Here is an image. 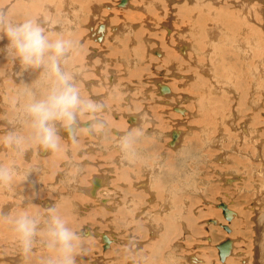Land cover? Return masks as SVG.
Returning a JSON list of instances; mask_svg holds the SVG:
<instances>
[{"label": "rangeland", "instance_id": "374dc122", "mask_svg": "<svg viewBox=\"0 0 264 264\" xmlns=\"http://www.w3.org/2000/svg\"><path fill=\"white\" fill-rule=\"evenodd\" d=\"M0 2L4 5L5 0ZM118 2L21 0L20 9H55L51 14L45 12L44 17L49 14L56 27L69 33L72 47L65 61V72L72 77L82 98L99 106V111L79 114V122L69 134H65L67 130L57 123V131L60 127L62 129V133L60 129L58 131L59 149L50 150L46 155L39 154L41 145L32 139L33 130L24 115V108L33 98H42L47 93L50 81H47L42 68H25L18 58L10 57L9 54V58L0 56V165L14 166L16 170L11 184L0 187V203L7 208L12 207L8 217L27 213L41 220L40 234L35 238L34 247L28 256L22 253L11 221L0 222V264H46L52 253L46 247L44 221L52 207L44 205L45 199L56 201L53 208L79 237L75 264H93L96 260L100 264H254L257 261L258 238L254 220L258 212L255 209L264 211V164L260 160V157L264 159V138L258 137V142L252 139L253 142H249L248 137V141L240 137L239 130L245 123L241 122L240 112H236L240 101L233 84L236 76L226 75L223 50L220 49L218 53L207 47L205 64L209 62L215 67L219 73L217 81H211L206 73L188 83L182 76V79L178 76L165 77L164 72L158 69L162 67L164 71L169 70L171 64L168 61L165 63L153 59L150 54L145 55L141 47L137 54L139 60H134L133 52L122 51L134 42L128 41L131 29L139 31L140 40L148 36L152 39L151 46H166L168 50L170 46L166 39L169 38L164 36L165 30L160 26L163 16L157 12H145L143 0H135V5H142L136 11L130 7H118ZM61 9H69L67 16ZM0 11L6 13V9ZM136 12L139 15L134 14ZM16 18L18 22L24 21L23 15H17ZM108 19L115 26L113 29L109 27V33L106 31L109 38L103 45L97 40L98 37L92 38L99 35L92 27L96 26L100 30V25H107ZM90 22L94 24L90 26L94 33L91 36L89 34V37L87 24ZM135 23L139 24L136 30L133 28ZM149 23L153 24L154 30L145 27ZM180 23L184 25L182 20ZM183 23L187 24L185 21ZM42 27L46 28L47 25ZM123 28L126 32L118 33ZM66 31L59 32L57 36H65ZM114 34H117L115 42L110 38ZM174 35L170 36V40L178 44ZM80 38L84 40L78 45ZM215 39L217 41V36ZM194 40L199 42L202 39L195 37ZM214 44H219V41ZM2 48L3 37L0 38V50ZM103 49L107 51L109 60L102 57L100 51L105 52ZM151 54L160 57L154 52ZM90 57L93 63L89 62ZM9 64L13 65L12 71L8 69ZM262 65L264 68V62ZM186 66L191 67L192 63L176 64V68L181 70ZM76 70H82L79 73L82 78L78 77V80L73 74ZM111 70L117 74V84H111L115 80ZM12 74L20 78L13 79L15 83L11 81ZM156 77L162 80L155 82ZM259 78L263 84L259 100L263 108H259L264 116V75H259ZM122 82L135 88L124 91ZM165 82L171 84L178 101L175 95L171 94L172 97L168 93L172 98L170 100L162 92L160 86ZM218 85L224 86L221 95L212 92ZM129 94L132 95L130 102L126 99ZM181 94L191 98L183 99ZM194 98L200 99L201 104L197 105ZM101 99L103 104L99 102ZM217 100H221L224 105L223 110L216 112ZM249 100L250 95L246 101ZM104 105L107 109L103 108ZM115 111L118 113L114 114ZM130 113L139 118L142 123L140 126L130 125L126 118ZM225 119L228 124L224 123V128L221 121ZM87 120H93L95 127L83 124ZM14 123L17 128H14ZM260 125L256 123L257 132L264 129V124ZM151 128L152 131H149ZM175 129L184 132L177 149L170 136V132ZM116 130L124 131V136L119 137ZM220 132H226V137L220 139ZM10 133L25 138L22 151L3 143ZM262 133L264 136V131ZM125 137L130 139L127 149L121 145ZM256 144H260L259 149ZM94 175L107 179L97 191L99 196L108 199L110 206L119 205V208L115 207L114 210L106 207L87 193ZM235 177L239 179L226 181ZM220 202H227L231 209L238 211V215L235 214L232 219L233 225L225 218L223 210L217 207ZM79 204H82V209ZM7 208L3 211H7ZM139 212L143 214L137 217ZM214 218L228 225L232 231L229 233L224 227L215 226V223L210 222ZM153 229H156V235L152 234ZM102 233L115 237L116 241L110 243L112 246L105 248L100 236ZM227 238L234 241L233 253L222 261L217 244ZM19 254L24 255L25 259L15 262L6 260L7 256ZM192 256L197 258L196 262L191 263Z\"/></svg>", "mask_w": 264, "mask_h": 264}, {"label": "bare ground", "instance_id": "6f19581e", "mask_svg": "<svg viewBox=\"0 0 264 264\" xmlns=\"http://www.w3.org/2000/svg\"><path fill=\"white\" fill-rule=\"evenodd\" d=\"M85 1L87 2V0H85ZM143 1H145V3H143L144 4L143 8H144L145 12H154V13L157 12L158 14L163 16V21L161 22L160 26L163 28V31L165 30L164 36L166 35V37L169 38L168 40L166 39V42L169 44L170 48L167 50V49H165L166 46H164V48L162 46H156V45H155L156 47L151 46L152 45V42H151L152 39L150 37L147 36L144 40L141 37V40H140L139 36H138L139 31L135 32V31H132V29H131L130 30L131 31V35L129 36L130 39L128 41L130 42L131 40H133L134 42H132V44H129V48H126L127 50L124 49L123 46H121L123 48L122 51L123 52L131 51V53L133 52L134 53V58H135L134 60H139V56L137 54L139 53L138 50L141 47V49H142L141 52H144L145 55H149L150 54L153 59H158V60H161V61H163L165 63L168 61L169 64H171V67L169 66V70L165 69V71H164V70H162V69H164L162 67H160L158 69V70H161L162 72H164V76L165 77L166 76H178L180 78L182 76L183 78L186 79V82L188 83L190 80H193V79L197 80L204 73H206V77L209 78L211 81H217V79H218L217 76H219V73L217 72L215 67L211 66L209 62L207 64H205L206 55H207V47H209L210 50H212L214 52H218V53H220V49L223 50L225 73H226V75L234 74L236 76L235 80H234V83H233V84H235L234 90H235V92L237 94H239V98H240V101H239L238 107L236 109V112L237 111L240 112V113H238V115L241 117V122L245 123V125L239 130L241 132V136L240 137H241V139L243 137V141H246L247 137H248L249 138V142H250L251 139L253 141L257 140L256 138H258V137L264 138V136L262 135L263 134L262 132L264 131V129L262 128L259 132H257V128H256V123H259V126H261L260 123L264 124V116H263V114H261V109L259 108V107H261V104L259 103V100L262 97V95H261V86L263 85V84L261 85L259 75L260 76L264 75L263 74L264 68H263V65H262L263 62H264V57H263V55H264V0H143ZM2 2H4V1H2ZM134 3H135V0H134V2H133V0H124V1L119 0V2L116 3L117 4L116 6L121 7V8L124 7L126 9H129V7H130L131 10L135 9V11H136V8H138V7L140 8L141 3H140V5H135ZM21 4H22L21 0H5L4 5L2 4L0 6V9H6V13H7L9 19L11 21H14V22H18L17 18H16L17 15L18 16L23 15V19L24 20L29 19V16L33 17L31 19L36 21L37 23H39L41 26H43L44 24L47 25L45 30H46V33L48 34L50 39H53V40H55V39H65V40L69 41V33L66 30L60 29L59 26L56 27L53 24V21L51 19V16H49V14L46 17H44V13L45 12H49L51 14V12H53L55 9H43V11H41V9H36V8L35 9H20V5ZM7 6H8V8H6ZM10 6H12V9H9ZM98 7H99V5H98ZM121 8H120V10H122ZM126 9H124V10H126ZM154 9H156V11ZM68 10L69 9H61V12L63 11V13L67 16ZM98 10L99 9H97V11ZM111 11H113V10H111ZM138 11H140V9ZM93 12L96 13L95 9H94ZM37 14H39V16ZM134 14H136V15L138 14L139 15L138 12H136ZM158 14L156 16H154V17H157ZM109 16H108V18H109ZM181 20H182V24H184V25H181V23H180ZM184 21L187 24L183 23ZM106 22H107V25H104V24L100 25V27H102V28H100V30H97L96 26L94 28L92 27V25H94L93 22H90V23L87 24V26L89 28L87 30L88 36H89V34H90V36L93 35V33L95 31V33H97L99 35L98 36H92V38L96 39V37H98L97 40H100L99 42L102 43L103 45H105L104 44L105 41H107V38H109V36L106 35L107 34L106 31L109 33V27L112 28L113 26H115V25H112L110 23L109 19L106 20ZM128 23L131 25L130 22H128ZM128 23L126 25H128ZM137 25H139V24L135 23V25L133 26V28H135V30L138 29ZM90 26L92 27V29L94 31L90 30ZM145 27H148L150 30H154L155 29L153 27L152 23H149ZM189 30H191V31H189ZM61 31H66V33H65L66 35L65 36H57V34L59 32L61 33ZM123 32H126V29L123 28L118 33L124 34ZM175 32L177 33L176 35H178V36L174 35ZM116 35L117 34H114L113 36H110V38L114 42L116 41V37H115ZM171 35H174L175 38L178 39V44H175L174 43L175 41L171 42V40H170V36ZM215 36H217V41H219V44H214V43L217 42L216 39H215ZM2 37H3V48H2V50H0V56L2 55V56H7L8 57L9 55H8V52H7V46H8L9 42L7 40V37L3 36V34H2ZM195 37H199L202 40L199 41V42H196L194 40ZM207 37H211V38H209V40H208ZM84 39H85V37H84ZM84 39L80 38V40L78 41V45ZM203 40L205 41L206 44L204 43ZM86 42H88V41H86ZM140 42L142 43L141 46H139ZM220 42H224V43H220ZM120 43H121V41H120ZM121 45H122V43H121ZM94 50L95 49H93V51ZM99 51H98V53L97 52L96 53L99 54ZM106 52L107 51L103 52L104 53V55H103V53L100 51L102 57L105 60H109V57L107 56ZM153 52L157 56L160 55V57L159 58L158 57H154V55L151 54ZM69 53H70V51H69ZM69 53H68V55H69ZM68 55H67V57H68ZM90 56L93 57V54L92 55L90 54ZM66 58L62 62L63 71H65ZM90 61L91 62L93 61L91 59V57L89 59V62ZM110 61H112V60H110ZM181 62L182 63H192V66L191 67L186 66L182 70L179 69V67L176 68V64L181 63ZM12 66H13L12 64L8 65L9 71H12ZM181 67L183 68V65ZM14 69L16 71V66H14ZM80 71H82V70H79V71L76 70L75 73H73L74 77H75V80L80 79L78 77L82 78V75L80 76V74H79ZM111 74H115V80L112 81V82L110 81L111 84L113 85L114 82L117 84V82H118L117 78L118 77H117L116 72L114 70H111ZM15 78H17L15 76V74H12L11 75V79H12L11 81L14 82L15 80L13 81V79H15ZM112 78H114V75H113ZM180 79H182V78H180ZM106 80H108V79H106ZM154 80L156 82V81L162 80V79L161 78L158 79L156 77ZM16 81L18 82L19 80H16ZM160 82H162V81H160ZM166 83L167 82L162 83L161 86H160L162 92L165 93V95L170 93V96H172L171 94H173V96L175 95V98H177V94H176V92L173 91V88L171 87V84L169 85V83H167V84ZM183 85H184V83H183ZM121 86L125 87L124 91L126 89L127 90H129V89L133 90L135 88L131 84H127L125 82L124 83L122 82ZM115 87L117 88V86H115ZM115 87H114V89H115ZM121 89H123V88H121ZM158 91H159V89H158ZM223 91H224V86L221 87V86L218 85L215 88V90H213L212 92H213V94L221 95V94H223ZM162 92H161V94H163ZM83 93H85V92H83ZM97 94H98V92H97ZM143 94H144L143 96H145V93H143ZM42 95H43V93H42ZM159 95H160V93H159ZM249 95H250V100L247 102L246 100H247ZM102 96H103V94L101 95V97ZM131 96L132 95L129 94V96L126 97V99L129 102L131 100ZM182 97H183V99H186V100L191 98L190 96H188L186 94H183ZM167 99L172 100V98H170V97L167 98ZM102 100L103 99H101V101H99V102L102 103ZM181 100H182V98H181ZM193 100L195 101V103H198L197 105L201 104L200 103L201 102L200 99H198V98L195 99L194 98ZM177 101H178V98H177ZM166 102H170V101H166ZM249 103L251 105H249ZM124 104H125V102H124ZM174 105L176 106V104H174ZM222 105H224V104H222L221 100H217V102L215 103V111L216 112L220 111L223 108ZM103 108L107 109V106L104 105ZM261 108H263V106ZM92 113H94V112H92ZM113 113L117 114L118 112L115 111ZM189 114H190V112H189ZM21 117H22V115H21ZM123 117L125 119V116H123ZM126 118L128 119L130 125L133 126V127L134 126H140L142 124V123H140L139 118L136 115H131V113L128 114L126 116ZM17 119L19 120V118H17ZM101 119H103V118H101ZM130 120L133 123L130 122ZM77 121L79 122L78 119L76 120V123H77ZM86 122H90L91 125L89 123H86ZM86 122H84L83 124L86 123L85 124L86 126H88V127L91 126V128L93 127V125H94V121L93 120H91V121L87 120ZM105 122L107 123V121H105ZM5 123H6V121H5ZM19 123H18V126H19ZM224 123L228 124L226 119L221 121L222 127H224ZM104 124H101V125H104ZM7 125H8V122H7ZM14 125H15V123H14ZM15 126H14V128H17V125H15ZM75 126H76V124H75ZM8 128H9V126H8ZM83 128H85V127H83ZM59 129H60V132L62 133L61 127ZM59 129H58V131H59ZM13 130H15V129H13ZM75 131H76V129H75ZM116 131L119 134V137L124 136V134H123V133H125L124 131H122V132L118 131V130H116ZM149 131H152V128H151V130L149 129ZM69 132L70 131L67 130L65 132V134H69ZM183 134H184V132H181V131L176 130V129L170 132V136H171V138H173V143L175 141L174 145L172 144L174 146V148H176L179 145ZM69 137H71V136H69ZM219 137H220V139L225 138L226 137V132H220V136ZM253 137H255V139ZM65 138H66V136H65ZM179 139H180V141H179ZM215 141L218 142V140H215ZM257 142H258V140H257ZM241 144H242V142H241ZM169 145H171V144L169 143ZM256 145H257V148L259 149L260 148V144H256ZM1 148H3V146ZM5 149H7V147ZM239 151H241V150H239ZM49 152H50V150L44 149L42 146L39 148V154L46 155ZM28 156H30V155H28ZM6 160H7V158H6ZM260 160H262V164H264V159H262V157H260ZM9 164H11V163L9 162ZM16 166H18V165H16ZM16 169H19V167H17ZM59 177H60V175H59ZM104 177L100 176V175H94V177L91 180V185L87 188V193L90 196L95 197V199H98V200H96L97 202H100L101 204L106 205V207H110V208L115 210V207L119 208L118 207L119 205L110 206L109 205L110 201L108 199H105L104 197H100L99 193H97L98 189L103 187L104 181L105 182L107 181V179L104 178ZM237 179H239V177ZM237 179L235 177V178H232V179H228L226 181H229V180L233 181V180H237ZM0 187L2 188V186H0ZM96 196H97V198H96ZM1 200H4V199L2 198ZM43 201H44V205L50 206L52 208H53L52 205L56 204L55 203L56 201L54 200L55 201L54 202L52 199H49V200L45 199ZM11 202H13V201H11ZM41 203H43V202H41ZM74 203L75 202H73V204ZM256 203H254V205H256ZM75 205H77V204H75ZM86 205H88V204H86ZM86 205H85V208H87ZM79 206H80L79 208H81L82 204L81 205L79 204ZM89 206H91V205H89ZM217 207L221 208L223 210V214H224L225 218L229 221V223L232 224L233 223L232 219L234 218L235 214L238 215V211H236L235 209H231V207L228 206L227 202H220V203L217 204ZM4 208H7V207L4 206L3 203H0V216H7L10 213L12 207L7 208V211H3ZM66 208H68L67 205H66ZM255 211L258 212L257 214H255L256 218L254 219L256 221V223H257L258 238L256 240V242H257V249H256L257 250V254L255 255L256 258H257V261L256 262L254 261L255 262L254 264H264V211H261L259 208L255 209ZM142 214H143L142 212H139V213H137L136 216L138 217V216H141ZM223 214H222V217H223V220H224ZM133 215H135V214H133ZM244 215H246V214H244ZM128 219H130V218H128ZM0 222L3 223V221H0ZM210 222L215 223V226L219 225L220 227H224V229H226L227 232H229V233L232 231L231 228L228 225H226L224 223H221L216 218L210 220ZM89 232H90V230L89 231H85V234L89 233ZM152 232H153L152 234H154V233H155V235L157 234L156 233L157 232L156 229H153ZM100 236L102 238L103 244H105V248L108 247V245L112 246L113 242L116 241L115 237L112 236L111 234H106V233L103 234L102 233V234H100ZM207 239H209V238H207ZM110 243H112V244L110 245ZM233 248H234V241L231 238H228V239L224 240L223 242L217 244V249H218V254H219L220 260L225 261L228 256H231L232 253H233ZM235 248H236V245H235ZM24 259H25L24 255L19 254L17 256H7L6 260L9 261V262H15L17 260H24ZM190 259H191V263L197 261V258L195 256H192ZM245 261H249V260L246 259ZM93 264H100V263H98L97 260H96V262H94Z\"/></svg>", "mask_w": 264, "mask_h": 264}, {"label": "clouds", "instance_id": "9594fccd", "mask_svg": "<svg viewBox=\"0 0 264 264\" xmlns=\"http://www.w3.org/2000/svg\"><path fill=\"white\" fill-rule=\"evenodd\" d=\"M0 34L7 37L10 56L18 58L25 68H42L47 81H50L47 93L42 98H33L25 106L24 115L31 123L32 139L44 149L56 151L60 147L57 123L70 131L79 114L99 110V106L82 98L72 77L62 69V62L72 47L71 41L50 39L45 28L36 21L26 19L14 22L3 11H0ZM24 142V137L13 133L3 139L4 144L17 151L23 150ZM121 145L127 149L130 146L129 137L123 138ZM15 175L13 167L0 165V186L10 185ZM5 220L11 221L22 253L28 256L35 238L40 234L41 220L27 213L14 218L0 216V221ZM44 232L47 236L46 247L52 253L46 264H75L79 237L55 208L49 209Z\"/></svg>", "mask_w": 264, "mask_h": 264}, {"label": "flooded vegetation", "instance_id": "af4514ba", "mask_svg": "<svg viewBox=\"0 0 264 264\" xmlns=\"http://www.w3.org/2000/svg\"><path fill=\"white\" fill-rule=\"evenodd\" d=\"M86 123H89V124L91 125V123H90V122H86ZM86 123H85V124H86ZM90 125H89V126H90ZM227 239H228V238H227Z\"/></svg>", "mask_w": 264, "mask_h": 264}, {"label": "water", "instance_id": "95a60500", "mask_svg": "<svg viewBox=\"0 0 264 264\" xmlns=\"http://www.w3.org/2000/svg\"><path fill=\"white\" fill-rule=\"evenodd\" d=\"M122 1H124V0H122Z\"/></svg>", "mask_w": 264, "mask_h": 264}]
</instances>
